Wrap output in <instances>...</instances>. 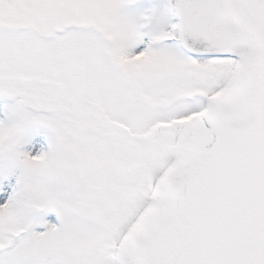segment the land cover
<instances>
[{"label": "snow or ice", "instance_id": "snow-or-ice-1", "mask_svg": "<svg viewBox=\"0 0 264 264\" xmlns=\"http://www.w3.org/2000/svg\"><path fill=\"white\" fill-rule=\"evenodd\" d=\"M0 264H264V0H0Z\"/></svg>", "mask_w": 264, "mask_h": 264}]
</instances>
